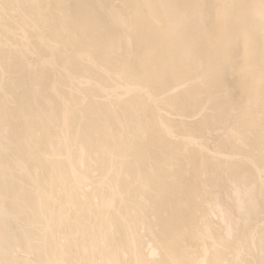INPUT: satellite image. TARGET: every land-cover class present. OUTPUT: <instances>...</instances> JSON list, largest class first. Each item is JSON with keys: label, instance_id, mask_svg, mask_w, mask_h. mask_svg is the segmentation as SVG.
<instances>
[{"label": "bare ground", "instance_id": "6f19581e", "mask_svg": "<svg viewBox=\"0 0 264 264\" xmlns=\"http://www.w3.org/2000/svg\"><path fill=\"white\" fill-rule=\"evenodd\" d=\"M0 264H264V0H0Z\"/></svg>", "mask_w": 264, "mask_h": 264}]
</instances>
